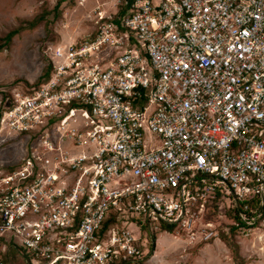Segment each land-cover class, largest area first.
Instances as JSON below:
<instances>
[{
    "label": "built area",
    "instance_id": "obj_1",
    "mask_svg": "<svg viewBox=\"0 0 264 264\" xmlns=\"http://www.w3.org/2000/svg\"><path fill=\"white\" fill-rule=\"evenodd\" d=\"M93 2V30L0 103L26 142L0 172V264L133 262L139 218L146 242L215 240L194 227L221 198L237 233L264 222V0Z\"/></svg>",
    "mask_w": 264,
    "mask_h": 264
},
{
    "label": "rangeland",
    "instance_id": "obj_2",
    "mask_svg": "<svg viewBox=\"0 0 264 264\" xmlns=\"http://www.w3.org/2000/svg\"><path fill=\"white\" fill-rule=\"evenodd\" d=\"M93 6V0H0V103L12 88L36 81L47 63L44 54L47 47L64 45L59 43L61 37L74 29L79 28L78 36L93 30L94 24L88 17ZM11 30L15 33L10 41L2 44L1 39ZM25 148V137L1 130L0 172L10 170ZM228 205L224 198L215 200L196 220L194 230H199V223L210 222L217 233V242L209 240L206 250L202 248L204 242L198 240L174 243L169 250L152 252L154 240L146 242L143 219L139 218V224H128L135 234L141 232L143 251L149 252L141 264H264V222L245 235L231 234ZM162 228L174 234L172 227ZM158 231L161 230H152L154 236ZM160 236L171 238L163 232L156 237ZM160 242L157 239L155 249ZM15 256L10 264H22Z\"/></svg>",
    "mask_w": 264,
    "mask_h": 264
},
{
    "label": "crops",
    "instance_id": "obj_3",
    "mask_svg": "<svg viewBox=\"0 0 264 264\" xmlns=\"http://www.w3.org/2000/svg\"><path fill=\"white\" fill-rule=\"evenodd\" d=\"M79 35V28H77V29H74V30H72V31H69V33H67V34H65L64 36H62L61 37V40H60V42L59 43H61V44H66V43H68V41L69 40H71V39H73V38H75L76 36H78ZM56 45V44H55ZM159 232H163V233H166V234H168V235H170V237L171 238H164V236L162 237V236H160V237H156L157 235H158V233ZM157 239L159 240L160 239V243H159V247L157 248V249H155V243H156V241H157ZM217 240L218 239H215V240H213L214 242H217ZM182 242H184V243H194V242H198V241H196V240H191L190 238H187L186 236H184V235H182V236H177V235H173L172 233H169V232H167V231H158L156 234H155V236H154V243H153V249H152V252H157L158 250L159 251H164V249H167V250H169V249H171L172 247H173V244L174 243H178V244H180V243H182ZM206 244H208V242H204L202 245V248H204L205 250H206ZM205 246V247H204ZM153 254V253H152ZM149 258V257H148ZM147 258V259H148Z\"/></svg>",
    "mask_w": 264,
    "mask_h": 264
},
{
    "label": "trees",
    "instance_id": "obj_4",
    "mask_svg": "<svg viewBox=\"0 0 264 264\" xmlns=\"http://www.w3.org/2000/svg\"><path fill=\"white\" fill-rule=\"evenodd\" d=\"M15 33V30H11L10 32H8L1 40H2V44L6 45L10 39H11V36ZM44 71H42L41 75L36 79V81L33 83V84H40L41 82H43L46 78H47V75H48V71H49V67L48 65L46 64L44 69ZM231 211V216H230V219L232 220H237V211L235 208L229 210ZM164 228H162L163 230ZM229 232H231V234H235L237 231H236V228L233 227V226H229ZM153 240H154V236H152ZM16 254V251L11 248L8 250L7 254L3 256V261H4V264H10L13 260V258H15ZM149 255V254H148ZM146 258V255H143V257L141 259H138V260H135L133 261L134 264H141L143 261V259ZM133 262H126L124 264H133Z\"/></svg>",
    "mask_w": 264,
    "mask_h": 264
}]
</instances>
